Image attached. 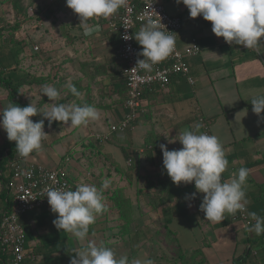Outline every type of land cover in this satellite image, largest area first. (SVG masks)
I'll list each match as a JSON object with an SVG mask.
<instances>
[{
    "label": "crops",
    "instance_id": "0c3cea01",
    "mask_svg": "<svg viewBox=\"0 0 264 264\" xmlns=\"http://www.w3.org/2000/svg\"><path fill=\"white\" fill-rule=\"evenodd\" d=\"M161 2L171 16L182 20V29L176 37L179 49L184 50L194 41L201 48L198 54L186 58L195 83L191 84L186 76L176 75L166 89L156 87L144 91L141 100L144 113L134 127L118 138V132L112 133L108 140L96 146L95 133L111 132V127L123 120L127 88L118 59L119 36L111 27L114 16L91 22L98 24L100 31L83 38L103 34L104 43L112 44L107 50L108 57H100L102 62L89 65L92 71H102V76L89 69L85 74L88 92L101 97L94 102L99 119L84 126V133L80 131L83 126L71 128L63 124L44 128L49 136L42 141V151L32 153L30 161L55 168L68 158L62 151L77 152L85 146L87 151L77 159L69 157L76 172L72 181L75 188L79 183H88L99 189L104 179L110 180L109 188L103 191L106 209L90 226L85 241L58 230L53 225L57 214L49 207L22 217L27 254L36 257L24 264H70L75 252L83 250L88 241L111 248L117 258L127 255L131 260L146 254L155 264H264V234L257 236L247 230L244 222L233 221L239 212L226 214L221 223L206 221L200 211L203 194L196 193L195 199H185L196 192L194 182L174 184L163 168L160 149L161 144L168 150L182 148L178 141H169L178 139L185 128L192 130L195 124H201L199 131L216 135L226 151L228 167L224 180H230L241 167L250 170L247 211L264 217V119H261L264 112L258 117L251 105L253 96L264 95V41L250 49L229 45L214 35L211 23L202 16L190 18L189 10L182 3ZM142 26H137L134 32ZM26 43L30 46V40ZM26 62L29 68L26 73L36 75L37 67L33 66L37 61L27 59ZM77 74L78 80L80 73ZM26 89L32 90L33 86L27 85ZM10 103L9 92L1 89L0 111ZM41 119L38 114L32 120ZM8 141L6 132L0 128V147ZM87 152L92 159H100L93 161L88 169L82 163ZM129 160H133L131 166ZM9 177V170L1 166L0 215L8 204L5 183Z\"/></svg>",
    "mask_w": 264,
    "mask_h": 264
},
{
    "label": "clouds",
    "instance_id": "9594fccd",
    "mask_svg": "<svg viewBox=\"0 0 264 264\" xmlns=\"http://www.w3.org/2000/svg\"><path fill=\"white\" fill-rule=\"evenodd\" d=\"M126 0H66V6L80 20L79 27L85 37H91L100 31L98 24L91 23L97 18L107 19L125 5ZM189 10L190 18L202 16L212 25V32L218 38L222 37L229 45H240L246 49L257 47L264 41V0H176ZM163 28L164 30H161ZM125 41L133 39L129 35L122 37ZM134 39L142 47L137 60L139 69L151 72L153 67L173 52L175 35L151 22L141 27L135 33ZM65 87L75 97L82 94L71 79ZM41 94L47 96L53 103L45 104L46 111H39L32 103L20 107L10 103L0 111V128L7 138L16 144V152L22 158H29L32 153L42 151V141L49 136L44 132V120L62 122L68 127L87 126L90 121L99 119V110L92 105L76 103H55L60 97L57 88L42 85ZM252 111L258 117L264 112V95L251 98ZM42 114L44 119L34 122L31 118ZM261 119H264L262 117ZM201 124H195L192 130L185 128L178 141L182 148L168 150L165 144L160 145L163 154V168L176 185L194 182L196 192L185 199H195L196 193L203 194L200 211L205 214L206 221L221 223L226 214L245 213L250 217L247 230L257 236L264 234V217L256 212H248L250 203L247 198V178L250 170L241 167L232 174L230 180H224L223 174L228 167L226 151L216 135L201 133ZM110 180H103L101 188L88 183L77 184L75 190L63 188L45 189L50 209L57 214L53 225L67 232L78 241H85L89 228L95 223L96 217L106 209L103 191L110 186ZM254 221V223H253ZM70 264H155L146 254L129 259L127 255L117 258L109 247L97 245L88 241L87 246L78 252Z\"/></svg>",
    "mask_w": 264,
    "mask_h": 264
},
{
    "label": "built area",
    "instance_id": "2783aa9c",
    "mask_svg": "<svg viewBox=\"0 0 264 264\" xmlns=\"http://www.w3.org/2000/svg\"><path fill=\"white\" fill-rule=\"evenodd\" d=\"M113 16L115 22H112L111 27L119 36L118 59L123 66L127 88L124 118L118 125L111 127V133H116L134 127L143 115L141 97L144 91H152L156 87L164 90L176 75L186 76L188 81L194 84L186 58L198 54L201 48L194 41L184 50L179 49L176 37L182 29V20L180 17L171 16L161 0H126L125 5ZM149 22L157 27H160L161 23L167 31L175 35V47L169 57L155 65L151 72L133 70L137 66V60L143 59L139 56L142 47L134 39V31L137 26L146 25ZM161 30L164 29L161 28ZM124 35H129L133 39L125 41L122 39ZM39 49L38 46L35 47L36 51ZM97 139L108 140L109 135H100ZM66 161H70V158H66ZM132 164L133 160H129V165ZM7 169L10 172L8 189L12 195L13 204L10 211H3L0 219V264H24L28 259L35 260L36 257L27 254V235L21 218L33 210L50 208L45 189L73 190L75 184L63 166L49 168L37 164L36 160L30 161V157L22 158L16 155L8 161ZM232 220L242 221L246 226L249 224V218L245 213L239 212Z\"/></svg>",
    "mask_w": 264,
    "mask_h": 264
},
{
    "label": "rangeland",
    "instance_id": "374dc122",
    "mask_svg": "<svg viewBox=\"0 0 264 264\" xmlns=\"http://www.w3.org/2000/svg\"><path fill=\"white\" fill-rule=\"evenodd\" d=\"M16 2L17 4H15ZM95 21L96 19L90 22ZM79 24L78 16L66 6V1L0 0V25L7 29L10 27L15 28V32H11L13 29H6L5 35L10 37L13 35L16 41H22L23 44L30 40V46L27 43L24 53L19 56V58H22L20 61L21 73H26V70L29 69L26 62L27 59L38 62H36L37 65L33 66L37 67L36 71L38 72L34 76L38 79V82L32 85V90L24 88V100L29 104L32 103L39 111L48 110L45 104L53 103L47 96L41 94V87L45 84L54 86L59 90L60 97L55 101L57 104L64 101V104L76 103L84 105L91 103L90 105L95 106L94 102L96 103L101 98L100 95L88 92V78L85 74L88 69L90 70L89 65H97L98 62H102V60H99L100 57L106 58L109 56L107 50L112 44L104 43L106 38L103 34H99L92 39L83 38V30L79 27ZM36 46L40 48L38 52L35 50ZM9 49L6 48L0 53L2 61L5 60V52ZM30 49H34L33 52L29 51ZM15 58L17 59L18 56L14 53L11 62H14ZM102 66V64L98 65L99 68ZM77 72L80 73L78 80ZM100 72L102 73V71ZM92 73L101 76L103 74L99 73V71L97 72V70H93ZM69 78L78 91L81 92L82 95L80 97L73 96L65 87ZM99 92L100 90L97 89L96 93L98 94ZM41 117L44 119L42 114ZM92 130L98 132V129L94 128ZM80 131L84 133L85 127L83 126ZM118 133L116 138L125 135L124 131ZM95 134L97 136H100V134L112 135L109 131ZM97 140L96 146H99L101 141H106ZM85 148L84 146L83 149L81 148L77 152L71 150L62 151V153L77 159L79 155L83 154L82 152L87 151H85ZM86 155L85 161L82 162L83 167L86 169L90 167L93 161L100 160L99 158L92 159L90 152L89 154L87 152ZM62 161L61 166H63L72 180V177L76 175L73 163L66 161V158ZM120 162L124 164L123 159H120ZM99 165L102 164L100 163ZM104 171L107 172V170ZM198 257L199 259L201 258V256ZM191 262L193 263L194 261Z\"/></svg>",
    "mask_w": 264,
    "mask_h": 264
},
{
    "label": "trees",
    "instance_id": "16d2710c",
    "mask_svg": "<svg viewBox=\"0 0 264 264\" xmlns=\"http://www.w3.org/2000/svg\"><path fill=\"white\" fill-rule=\"evenodd\" d=\"M15 4H17V2ZM6 29L7 28L0 25V53L6 48H10L9 52H6L7 55H4V61H2L0 57V90L3 89L9 92V97L13 104L20 107H25L28 106L29 103L24 100V88L27 85L36 84L38 82V79L32 74L21 73L20 61L22 59L19 58V56L21 55V53H24L27 43L23 44L22 41H16L13 35H11V37L9 35H5ZM8 29H13V31L11 32H15V28L10 27ZM14 53L16 54V56H18V58H15L14 62H11L12 58L14 57ZM87 104L90 105L91 103ZM31 119H33V117ZM61 124L63 123L54 121L49 126V122L46 121L44 122V128H53ZM16 155L18 154L16 152L15 142L8 141L3 147H0V168L1 166L7 168L8 161L13 159ZM8 182L9 180L5 183V191L6 195H8L7 208L4 210L6 212L11 210L13 204L12 195L10 194V190L8 189ZM73 190H75V187ZM1 217L2 214L0 215V219Z\"/></svg>",
    "mask_w": 264,
    "mask_h": 264
}]
</instances>
